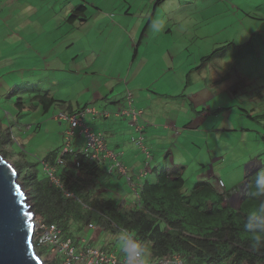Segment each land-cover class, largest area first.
<instances>
[{
  "label": "crops",
  "instance_id": "1",
  "mask_svg": "<svg viewBox=\"0 0 264 264\" xmlns=\"http://www.w3.org/2000/svg\"><path fill=\"white\" fill-rule=\"evenodd\" d=\"M135 1L0 0V87L2 83H6L3 82L4 78L9 77V66L14 63L19 65L18 70H31L38 78L51 70L52 73L47 74V79H55L57 74L53 71L66 70L67 74L65 73V75L68 77L63 76L64 82L68 83L70 88L67 89L72 90L73 93L80 90L74 93L76 95L73 96L70 92H65L62 96H57L56 90L48 86L43 92L39 91L33 95L32 99L39 100V104L28 106L24 100H19L17 103L23 109H26L27 106L34 108L33 118L37 124L36 132L45 130L44 132L47 131L48 134L53 131L65 134L68 121L60 118L59 113H74L86 105L92 106L109 115L89 113L87 117H92L91 123L99 125L101 121L102 124L99 127H93L88 123L86 117L87 125L103 134L105 143L110 149L123 152L121 159L128 174L133 177L135 182L140 180L145 182L148 178L143 179L144 176L139 178L141 169L148 161V175L152 170V160L156 161L162 155V157L167 155L172 158V163L165 166L158 162L157 166H154L156 173L159 169L166 168L173 174H182L188 162L183 159V155L176 156L173 150L178 149L179 141L183 144L191 142L192 138L186 135L185 130L197 129L208 137L211 132L214 134L230 129L232 109L231 106H224L225 104L222 103L205 107L208 100L213 97L215 89L211 87L212 85L208 86L209 83L207 85L204 82L208 78L200 73L202 70L200 67L204 63L194 66L199 74L197 77H193L192 72L186 74L182 70V66L176 63L178 57L176 42L169 41L167 37L163 42L159 25L152 18L144 26V21L149 13H139ZM158 1L156 0V2ZM79 6H82L83 12L79 13L78 17L69 19L72 12ZM76 28L82 31L80 33L72 32L76 31ZM59 30L64 32L58 36L55 35L50 44L51 38L48 35ZM22 33L25 37L32 35V39L28 40L27 44L23 43L25 39ZM88 35L92 36V40L84 41L83 39ZM43 40H45L44 43ZM228 45L226 44L222 50L226 51V48L230 46ZM241 48L242 46L235 45L233 54L235 57L241 56L245 60L248 53L243 52ZM238 49L241 50L239 53ZM214 56L212 55L210 58L212 59ZM237 61L235 59V62ZM56 62L61 64L58 66ZM228 62L230 64L224 72V78L231 75L232 58ZM98 77H102L103 80L96 83L91 95L88 92L86 97H83L81 94L83 84L89 85L91 80ZM128 90L132 91L133 106L141 110L145 117V120L139 122L145 125L144 145L151 154L150 159H147V152L137 143V122L133 120L132 114L122 112L130 106ZM43 93H48L56 99L46 108L38 97ZM58 99L65 101L66 107L61 108L51 117L42 118L45 113L56 108L55 104ZM221 110L224 115L219 127H199L208 120L215 122L216 113ZM191 112L196 116L192 117ZM190 117L192 118L191 123L182 124L183 119ZM31 123L27 125L28 129L29 127L32 129ZM193 123L195 126H191L194 125ZM81 136L78 135L71 142L70 147L73 151L82 149L85 137ZM27 138L30 137H25L22 140L20 151L14 150L10 144H4L6 150L12 151L13 158L15 157L16 162L22 167H25L27 163L26 158L29 157V150H33L31 147H25L29 143ZM61 146L57 145V147L48 150L43 156H40L41 158L39 157L40 160L44 159L51 151L56 150L57 152ZM207 151L210 162L199 161V164L203 169L208 168L210 174L213 175L214 168L218 165L222 155H216L211 146ZM199 156L198 152L194 160L200 159ZM98 163H101L100 173L107 171L106 162L99 161ZM259 167L263 166L260 164L251 170H258ZM247 173L248 170L245 179ZM113 174L123 176L119 173ZM207 181H211L218 190L225 192L221 182L225 186L226 183L221 177L214 176ZM110 184L119 190L117 183L111 178ZM242 185L233 190H229L226 186L227 195L239 190ZM130 191L133 189L131 188ZM116 198L125 205H132L134 202V200L130 201L124 198L123 195H118ZM108 233L101 229L98 230V233L94 232V237H92L93 234L90 238L82 236L90 244L107 249L105 246L109 241H112L111 239L103 245L98 244L97 240L101 236H107ZM102 238L108 239V237Z\"/></svg>",
  "mask_w": 264,
  "mask_h": 264
},
{
  "label": "rangeland",
  "instance_id": "2",
  "mask_svg": "<svg viewBox=\"0 0 264 264\" xmlns=\"http://www.w3.org/2000/svg\"><path fill=\"white\" fill-rule=\"evenodd\" d=\"M135 4L139 8V13H149L144 21V26L152 18L159 25L163 42L166 40L165 37L169 41L174 40L176 42L178 56L176 63L182 66V70L186 74L192 72L193 77H197L198 72L194 66L204 63L200 67L202 68L200 73L208 78L204 82L207 85L209 83L208 86L212 85L211 87L215 89L213 97L208 100L205 107L222 103L225 104L224 106H231L232 109V126L230 129L214 134L211 132L208 137L203 135L200 130L186 129V135L192 138L191 142L189 144H183L180 141L177 143L178 149L173 150V153L176 156L183 155V159L188 162L182 173L186 178L184 191L189 192L200 180H208L214 176L216 178L221 177L229 190L239 187L245 181L247 170L249 172L251 168H256L262 164L260 157H264V0H159L158 2L156 0H136ZM81 31L76 28V31L72 32L80 33ZM62 32L64 31L59 30L56 33H50L48 35L51 38L50 44L54 36H58ZM24 33L26 34V32ZM23 37L25 39L24 44L32 39V35L25 37L23 34ZM91 37L88 35L83 40H92ZM42 42L44 43L45 40ZM226 44L230 45L226 51H216L214 58L203 62L201 56H207ZM235 45L242 46V51L248 53L245 60L241 56H234ZM22 46L25 47V45ZM231 58V75L224 78V72L230 64L228 61ZM235 59L238 61L235 62ZM56 64L59 66L61 63L56 62ZM18 67L17 63L9 66V77L4 78L3 82L6 83H2L0 87V129L2 134L7 135V130L12 134L10 146L16 151H20L22 140L25 137H30L27 138L29 143L25 147H31L33 150H29V157L26 160L27 162L39 161L40 156H43L45 152L57 147V145L63 147L68 139L63 132L53 131L51 134H48L47 131L44 132L45 130L36 132L37 124L33 118L34 108L28 107L32 104H39V100L32 99L33 95L39 91L43 92L48 86L56 90L57 96H62L65 92H70L74 96L76 95L74 93L80 90L73 93L72 90L67 89L68 83L64 82L63 78V76L68 77L65 75V73L67 74L66 70L53 71L57 74L55 79H47V76L52 73L51 70L46 72L48 75H42L38 78L31 70L21 69V71L18 70ZM180 73L183 74L184 72ZM102 80V77H98L91 80L89 85L83 84L82 96L86 97L88 92L91 95L93 87ZM14 88H17L16 93H12ZM19 100H24L28 104L26 109L18 106ZM55 105L56 108H52L42 118L51 117L61 108H65L67 103L58 99ZM201 107L204 106L201 105ZM222 111L216 113L215 122L208 120L199 127H219L224 115ZM191 115L192 117L196 116L195 113ZM91 118V116L86 118L91 126L99 127L102 124L101 121L99 125L91 123ZM191 119V117L183 119L182 124L191 123ZM29 123L32 124V129L30 127L28 129ZM193 124L191 126H195V123ZM77 136H74L72 141ZM208 145L216 152V155H222L218 165L214 168L213 175L210 174L208 168L203 169L199 164V161L210 162L207 151ZM0 151L6 153L5 157L13 165L17 164V160L15 157L13 158L10 149L6 150L2 144ZM198 152L201 160L198 158L194 160ZM162 156L156 161L152 160V170L143 179L148 178L151 181L157 179L154 166H157L158 162L165 166L172 163V158L167 155ZM249 157L252 158L245 163V159ZM257 161H259L258 164ZM39 169H42L41 163H39ZM258 170L259 172L264 171V166L259 167ZM115 175L108 174L107 171L101 172L98 187L104 188L106 195L114 194L115 197L123 195L130 201L135 200L136 194L134 191H130L131 186L127 177ZM110 178L117 183L119 190L110 184ZM25 191L27 202L32 208L33 202L28 192L29 188ZM238 191L242 193L241 188L235 192ZM233 203L238 204L237 196L233 199ZM98 230L101 229L86 226L81 236L85 235L86 238H90L93 234L92 237H94V232L97 231L98 233ZM102 237H108V239L105 238L106 240H104ZM110 239L112 241H109L105 247L114 252L123 253L125 244L122 232L101 236L97 243L103 245ZM54 255L43 253L42 258L60 257Z\"/></svg>",
  "mask_w": 264,
  "mask_h": 264
},
{
  "label": "trees",
  "instance_id": "3",
  "mask_svg": "<svg viewBox=\"0 0 264 264\" xmlns=\"http://www.w3.org/2000/svg\"><path fill=\"white\" fill-rule=\"evenodd\" d=\"M81 12L82 6L77 7L69 19L78 17ZM225 47L203 57V62ZM240 51L238 49V53ZM16 91L14 88L12 93ZM38 97L45 108L56 100L48 93ZM6 134L0 131V145L12 141V134L8 130ZM57 152H49L45 159L55 163ZM67 159V163L58 167L63 188L39 169L40 160L28 161L25 167L14 164L23 188H29L32 210L45 221L61 226L64 236H79L93 222L111 234L121 232L123 227L133 232L149 256L179 252L193 264H264V245L254 251L253 236L246 230L249 222L257 223L264 218L261 210L264 194L253 195L259 170L247 173L249 192L237 208L229 201L226 203L227 192L218 190L211 181L200 180L192 190L185 192L186 178L166 168L157 171L155 181L145 180L139 204L125 205L98 187L99 161H90L86 154L75 151L69 152ZM64 188L75 196H67ZM38 253L42 257L43 253L50 252L44 247ZM44 261L60 264L57 257Z\"/></svg>",
  "mask_w": 264,
  "mask_h": 264
},
{
  "label": "built area",
  "instance_id": "4",
  "mask_svg": "<svg viewBox=\"0 0 264 264\" xmlns=\"http://www.w3.org/2000/svg\"><path fill=\"white\" fill-rule=\"evenodd\" d=\"M127 95L129 97L130 106L129 108L124 109L122 112L132 114L133 120L137 122V143L147 152V159H150L151 154L144 145L145 125L139 122L141 120H145V117L143 116L141 110L133 106L131 90H128ZM89 113L105 114V112H101L89 105H86L74 113H59L60 118L66 119L68 121V126L65 130V137L68 139V141L58 150L55 163H52L45 158L40 160L43 172L49 177L51 182L63 188L58 167L59 165L68 162L67 154L73 151L70 147L73 137L76 135H82L85 137L84 145L82 149L75 152H82L86 154L90 161L106 162L108 173H119L126 176L129 185L136 194L133 205L139 204L141 198L140 191L144 182L142 180L135 182L133 177L128 174L126 166L121 159L123 152L110 149L105 143L103 134L101 132L95 131L93 128L87 125L85 118ZM76 163L79 164L78 160H76ZM148 165L149 162L147 161L145 167L141 169L139 173V178L147 175ZM221 185L224 191L228 192V189L226 188L225 184H223V182H221ZM64 191L67 196H75V194L69 189L64 188ZM33 223V241L36 250L39 251L44 247L48 248L51 254L60 256L57 257L60 259V264H193L188 262L185 256L179 252L155 256H146V254L143 253V261L129 259L127 254V246L131 243L138 244V241L135 234L128 231L124 227L121 229V232L124 235L125 250L122 254H119L114 251H108L102 246L92 245L85 239V237L82 236H64L61 226L54 222H47L37 214L33 219ZM88 226L97 227L93 222L89 223Z\"/></svg>",
  "mask_w": 264,
  "mask_h": 264
},
{
  "label": "water",
  "instance_id": "5",
  "mask_svg": "<svg viewBox=\"0 0 264 264\" xmlns=\"http://www.w3.org/2000/svg\"><path fill=\"white\" fill-rule=\"evenodd\" d=\"M13 171L16 175H12ZM17 184L19 191H16ZM241 190L242 193L234 192L226 198L233 207H239L249 192L248 178ZM236 196L237 205L233 203ZM35 216L27 202L20 173L0 151V264H46L33 241Z\"/></svg>",
  "mask_w": 264,
  "mask_h": 264
},
{
  "label": "clouds",
  "instance_id": "6",
  "mask_svg": "<svg viewBox=\"0 0 264 264\" xmlns=\"http://www.w3.org/2000/svg\"><path fill=\"white\" fill-rule=\"evenodd\" d=\"M251 158L252 157L245 159V163L250 161ZM260 160L261 163H264V157H260ZM256 186H257L256 192H254L253 195L264 194V171H261L257 174ZM261 210L264 211V207H262ZM246 230L253 236V242L251 243V247L253 248L254 251L259 250L262 247V245H264V218H262L257 223L249 222L246 225ZM143 253L144 250L140 245L136 243L128 244L127 254L129 259L143 261L144 259Z\"/></svg>",
  "mask_w": 264,
  "mask_h": 264
},
{
  "label": "snow or ice",
  "instance_id": "7",
  "mask_svg": "<svg viewBox=\"0 0 264 264\" xmlns=\"http://www.w3.org/2000/svg\"><path fill=\"white\" fill-rule=\"evenodd\" d=\"M261 166H264V163H262ZM8 167L11 168V165H9ZM12 175H16V172L13 171V172H12ZM19 190H20V186L17 184V185H16V191H19Z\"/></svg>",
  "mask_w": 264,
  "mask_h": 264
}]
</instances>
